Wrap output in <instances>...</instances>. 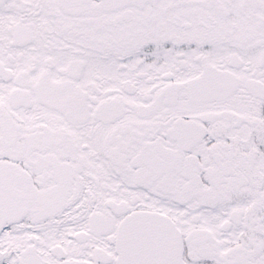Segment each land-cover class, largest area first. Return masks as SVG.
Segmentation results:
<instances>
[{"label": "snow or ice", "instance_id": "snow-or-ice-1", "mask_svg": "<svg viewBox=\"0 0 264 264\" xmlns=\"http://www.w3.org/2000/svg\"><path fill=\"white\" fill-rule=\"evenodd\" d=\"M0 264H264V0H0Z\"/></svg>", "mask_w": 264, "mask_h": 264}]
</instances>
